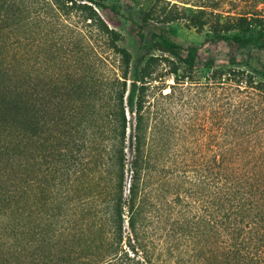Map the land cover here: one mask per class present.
<instances>
[{"label": "trees", "instance_id": "trees-1", "mask_svg": "<svg viewBox=\"0 0 264 264\" xmlns=\"http://www.w3.org/2000/svg\"><path fill=\"white\" fill-rule=\"evenodd\" d=\"M109 1L0 0V264H264V0H154L138 65ZM186 105L212 107L209 183L174 163Z\"/></svg>", "mask_w": 264, "mask_h": 264}, {"label": "rangeland", "instance_id": "rangeland-1", "mask_svg": "<svg viewBox=\"0 0 264 264\" xmlns=\"http://www.w3.org/2000/svg\"><path fill=\"white\" fill-rule=\"evenodd\" d=\"M154 0H110L108 3H104V10H99L100 16L103 20L109 25L111 28L115 29L122 37L121 41L118 43L120 48L125 49L131 58L132 65H138L141 61V57L143 52L140 50L137 39L135 36V30L132 23H139L145 13L149 10ZM194 1V0H192ZM232 0L233 5L226 4L227 10L233 13H240L242 11H246V9H251L255 0H251L249 2ZM248 7V8H247ZM109 8H114L115 12L112 13ZM258 9H261L264 12V6L259 5ZM247 10V11H248ZM169 37L175 41L179 45L186 46L190 43L199 44L203 41V35L206 30L203 31L201 35H198L193 30L185 29L181 22L175 21L167 26ZM49 34V33H48ZM44 35V32H38L35 30V33L29 37L28 33L25 31H21L20 37H22L21 49L27 50L29 47H32L33 50H40V53H43L40 45V39ZM48 37H51L48 36ZM32 45V46H31ZM38 46V47H37ZM156 53H153L155 55ZM257 70H259L257 68ZM262 72L258 71L256 74L257 79L260 80L262 78ZM168 80V79H167ZM167 85L171 84V82H167ZM207 97V102L210 99L209 93L205 95ZM156 97V96H155ZM186 100V99H184ZM183 100V101H184ZM182 101V102H183ZM180 102V103H182ZM179 105V104H178ZM179 108V107H178ZM194 117L197 119L196 123L193 119ZM125 116L128 121L127 130H126V144L128 146V138L130 136L131 130L133 128L132 122L133 117L130 115L128 109L125 111ZM212 107H206L204 109H200L198 112L194 113L187 105L183 107V111L181 112V122L180 127L183 135L178 138L177 150H180L179 156L176 157L175 160L178 162H174L176 164H180L182 166V171H184L183 177L184 181L190 182V180H198L201 182L202 178H206L207 183H209V175L206 173L208 170H203L206 167L208 168L212 158V150L211 148L214 145L215 139L213 138V120H212ZM211 118V119H210ZM195 123V126L198 127L197 131H189L192 124ZM207 131V135H202L200 129ZM212 133V134H211ZM173 153L175 151L173 150ZM176 154V153H175ZM127 162L131 160V155L129 150L126 151ZM194 165H197L194 169ZM185 166V167H184ZM204 171V172H203ZM197 172V173H196ZM129 170L128 166L126 168L125 173V185L127 187L129 181ZM185 189L189 188L188 185L185 184ZM191 194V193H190ZM190 194H186L189 196L187 198L191 203L190 206L194 209L200 205V202L196 201L197 196H190ZM209 201V197H204V204ZM201 213V210H197Z\"/></svg>", "mask_w": 264, "mask_h": 264}]
</instances>
